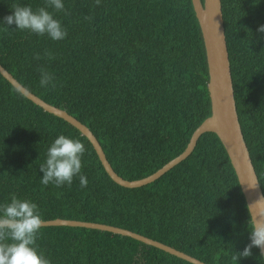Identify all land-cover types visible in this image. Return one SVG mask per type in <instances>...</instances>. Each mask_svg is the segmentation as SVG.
I'll return each instance as SVG.
<instances>
[{
    "label": "trees",
    "instance_id": "16d2710c",
    "mask_svg": "<svg viewBox=\"0 0 264 264\" xmlns=\"http://www.w3.org/2000/svg\"><path fill=\"white\" fill-rule=\"evenodd\" d=\"M202 1V0H201ZM0 0V17L14 3ZM49 8L63 40L14 25L0 28V65L23 87L64 109L96 137L113 171L143 178L181 153L210 115L207 66L190 0H64ZM236 112L264 196V0H220ZM87 17V19H85ZM48 50L52 58L44 56ZM39 53L40 59H34ZM55 87L38 84L39 69ZM84 144L70 186L42 185L38 165L58 134ZM34 201L42 220L96 222L128 229L206 264H235L250 216L217 136L203 133L191 153L157 179L127 188L104 171L87 138L25 98L0 75V201ZM38 248L51 264H191L127 236L72 226H41ZM236 264H264L258 248Z\"/></svg>",
    "mask_w": 264,
    "mask_h": 264
},
{
    "label": "water",
    "instance_id": "95a60500",
    "mask_svg": "<svg viewBox=\"0 0 264 264\" xmlns=\"http://www.w3.org/2000/svg\"><path fill=\"white\" fill-rule=\"evenodd\" d=\"M197 20L207 66V94L210 102V115L206 117L191 133L184 150L170 159L153 173L135 180H126L118 176L108 163L100 144L87 126L64 109L57 108L23 87L8 71L0 65V75L18 90L25 98L44 111L59 117L75 127L92 145L104 171L116 184L134 188L157 179L164 172L185 159L193 150L198 138L205 132L214 133L223 146L236 176L240 191L244 198L250 220H264V196L252 165L249 152L240 129L237 117L228 52L225 42L223 18L220 0H190ZM41 226H72L97 229L127 236L144 244L161 249L171 255L188 261L191 264H206L203 261L128 229L107 224L54 218L42 220ZM260 251V249H259ZM264 261V256H262Z\"/></svg>",
    "mask_w": 264,
    "mask_h": 264
},
{
    "label": "clouds",
    "instance_id": "9594fccd",
    "mask_svg": "<svg viewBox=\"0 0 264 264\" xmlns=\"http://www.w3.org/2000/svg\"><path fill=\"white\" fill-rule=\"evenodd\" d=\"M64 0H44L43 6L33 7L28 3H14L10 13L0 17V28L14 25L17 30H27L36 36H47L50 40H63L66 29L48 9L64 10ZM87 19V17H85ZM256 31L264 37V23L258 24ZM44 56L52 54L44 51ZM39 60L40 54L35 53ZM54 74L45 67L39 69L38 84L42 88L55 87ZM85 152L81 139L58 133L46 146L44 160L38 167L42 175V185L56 187L70 186L73 178L78 177L79 186L86 187L87 178L81 172V157ZM264 213H258L261 217ZM42 225L41 212L37 204L28 199L9 193L8 199L0 201V264H51V260L38 248L36 240ZM248 243L239 251H234L232 259L249 256L255 246L264 256V220H254L248 227Z\"/></svg>",
    "mask_w": 264,
    "mask_h": 264
}]
</instances>
